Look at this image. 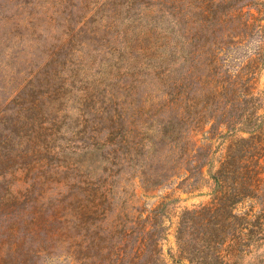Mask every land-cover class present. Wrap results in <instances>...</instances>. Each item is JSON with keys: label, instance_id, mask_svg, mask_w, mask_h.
<instances>
[{"label": "rangeland", "instance_id": "1", "mask_svg": "<svg viewBox=\"0 0 264 264\" xmlns=\"http://www.w3.org/2000/svg\"><path fill=\"white\" fill-rule=\"evenodd\" d=\"M234 76L262 123L264 0H0V264H264V147L247 220L176 233L247 136L210 94ZM175 93L202 124L178 121Z\"/></svg>", "mask_w": 264, "mask_h": 264}, {"label": "trees", "instance_id": "2", "mask_svg": "<svg viewBox=\"0 0 264 264\" xmlns=\"http://www.w3.org/2000/svg\"><path fill=\"white\" fill-rule=\"evenodd\" d=\"M201 15H203V19H206L208 12L203 10ZM100 27L102 28V26ZM104 27L105 25L103 28ZM254 69H256V66L251 68V71ZM217 82L219 86H215L214 83L210 82L212 83L211 87H213V91L210 94H212L213 98L217 100H226L228 95L226 94L227 92L231 97L228 108L226 107L225 110L220 113L223 117L229 114L227 121L230 122L239 119V123L246 126L242 127L239 131L247 133V136L230 140L222 158L219 160L218 167L209 174V178L213 183L211 200L198 209L185 210L183 212L176 230L178 235L177 239L180 240H183V238H181V236L179 238V234L181 235L185 229L191 227V225L198 220H201L203 223L216 224L214 230L218 231L221 240L225 239V237H227L226 233L228 231V226L234 219L244 217L247 220L249 216V213H245L243 216L234 214L233 211L235 210V206L246 198H251L255 194L259 181L262 179V166L259 153L264 147V144L260 141L264 140V119L262 123L255 120V117H257L256 111H254V113L252 112V110L256 109V99L252 94V83L250 84V79L246 76L240 78L239 76H234V78L229 80ZM172 85H174V89H177V87L180 86L179 80L173 82ZM233 101L236 105L233 104ZM248 102L252 104L248 107L243 106L244 103L247 104ZM182 103L181 96L175 93L171 104L181 109L177 114L178 121H183L190 127H196L202 124L206 115V106H203L198 114L191 110L194 104L188 103L182 106ZM230 107L232 108L230 109L232 112L228 113ZM237 128V125L231 126L229 131L233 132L234 129ZM191 143L195 147V149L191 151H197L199 148L196 147L195 141ZM25 156L27 160L29 153H26L22 160H24ZM1 170L2 163L0 162V172ZM16 202H18V197L9 194V198H6L1 206H12ZM82 213L83 211L79 206V209L74 210L73 216L78 219ZM147 248V238H142V241L137 243L134 251L137 256H141Z\"/></svg>", "mask_w": 264, "mask_h": 264}]
</instances>
